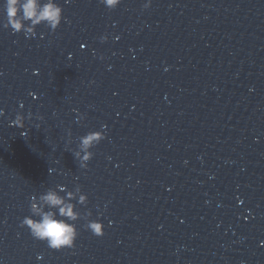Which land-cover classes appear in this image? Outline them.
Masks as SVG:
<instances>
[{
  "label": "water",
  "instance_id": "1",
  "mask_svg": "<svg viewBox=\"0 0 264 264\" xmlns=\"http://www.w3.org/2000/svg\"><path fill=\"white\" fill-rule=\"evenodd\" d=\"M56 2L55 32L0 26V264H264V0ZM57 185L103 237L81 220L55 252L19 227Z\"/></svg>",
  "mask_w": 264,
  "mask_h": 264
},
{
  "label": "clouds",
  "instance_id": "2",
  "mask_svg": "<svg viewBox=\"0 0 264 264\" xmlns=\"http://www.w3.org/2000/svg\"><path fill=\"white\" fill-rule=\"evenodd\" d=\"M68 2L69 0H65V3ZM100 3L109 10H115L123 0H100ZM150 6L151 0L143 4L145 10ZM0 15L4 17L0 25L3 29L10 28L14 34L23 33L26 38H35L36 29L41 25L55 32L64 19L63 8L56 0H3ZM106 39L101 37V42ZM81 47L83 48V45ZM3 115V110H0V116ZM24 119V116L17 114L13 123L18 128H24ZM104 127L102 126L99 131H90L79 138L77 150L72 154L79 161L80 168H87L88 162L94 155L92 149L106 139ZM87 204L88 197L79 185L73 190H67L66 186L60 185L47 188L38 196L33 195L29 200V215L22 218L19 227L26 228L34 240L45 243L52 251L72 249L79 235L77 223L81 220L85 221L84 228L93 236L99 238L104 235V225L98 220L90 219L91 212L82 215L77 211V205L86 207Z\"/></svg>",
  "mask_w": 264,
  "mask_h": 264
}]
</instances>
